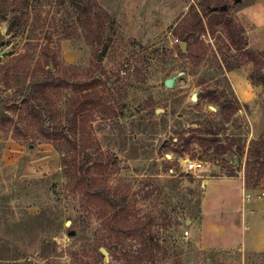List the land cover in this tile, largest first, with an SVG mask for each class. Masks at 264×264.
I'll return each mask as SVG.
<instances>
[{
	"label": "rangeland",
	"instance_id": "obj_1",
	"mask_svg": "<svg viewBox=\"0 0 264 264\" xmlns=\"http://www.w3.org/2000/svg\"><path fill=\"white\" fill-rule=\"evenodd\" d=\"M78 1L15 0L17 13L0 18V64L26 53L28 61L16 67L30 65L33 70L46 46L56 52L58 69L74 64L102 78L100 90L114 101L116 114L103 118L97 112L91 124L102 150L114 153L120 161V173L109 186L125 191L132 183L130 198L139 199L138 206L146 212L153 209V198L144 200V194L163 188L169 193V205L164 207L162 197L159 209L170 211L178 206L183 213V224L171 241L163 225L153 227L152 238L162 246L160 257L164 256L158 264H264V248L257 250L249 241L253 232L264 230V210H259L264 181L255 192L246 187L241 191L240 209L216 211L215 198L203 211L205 180H224L227 193H231L230 180L245 185L246 155H241L240 148L247 151L252 140L264 135V86L255 84L259 81L255 65L230 72L224 68L222 73L214 57L216 39L202 34L194 41V57H180L174 28L202 0H97L114 17L117 36L110 55L94 53L81 38L63 36L77 25ZM230 1L228 16L245 29L249 49L261 54L264 76V0ZM12 21L18 31H10ZM127 53L134 54L130 62L123 56ZM169 79H173L172 87L166 85ZM9 84L12 88L0 80V96L15 124L23 109L15 112L10 101L17 85ZM208 93L220 97V103L231 100L238 106L231 122L224 120L221 105H205ZM194 94L197 102L192 100ZM61 98L66 99L65 93ZM201 127L214 133L207 136L214 141L211 148L192 145L185 153L205 162L202 171L187 173L185 155L180 156L183 148L173 138L182 133L199 136L195 130ZM22 134H16L20 139L0 141V264H27V260L46 264V257L49 264H101L93 253L95 223L67 225L77 203L63 193L66 178L61 153L53 142L32 144L31 131ZM184 201H188L186 207H182ZM245 201L251 211L246 215ZM217 224L223 228L214 227ZM220 231L228 236L221 238ZM236 235L239 244L231 241ZM102 264L126 261L118 252Z\"/></svg>",
	"mask_w": 264,
	"mask_h": 264
},
{
	"label": "trees",
	"instance_id": "obj_2",
	"mask_svg": "<svg viewBox=\"0 0 264 264\" xmlns=\"http://www.w3.org/2000/svg\"><path fill=\"white\" fill-rule=\"evenodd\" d=\"M14 2L15 0H0V18L4 16L6 19L10 13H17ZM224 5L227 9L223 11L221 8ZM75 7L79 14L77 25L73 30H65L64 39L81 38L85 46L94 53L110 55L117 36L114 17L97 0H80L75 3ZM230 9V0H202L192 6L174 28L179 41L178 54L183 59L194 57L196 36L209 35L216 39L214 57L222 73L224 68L230 72L252 63L257 69L255 77L259 79V84H255L264 86L261 54L249 49L245 29L228 16ZM19 21L20 18L18 23ZM13 27L14 21L11 22L10 31L20 29L18 25L14 29ZM182 42L187 43L186 52L180 47ZM29 52L30 49L27 53ZM123 56L130 62L134 54L129 56L127 53ZM27 58L24 53L0 64V80H4L10 88V82L17 85L10 101L15 112L23 109L18 113V121L13 124V116L6 111L7 102L0 96V126L5 128L0 130V141L9 137L20 139L16 136L17 133L25 135V132L31 131L35 136L32 144L40 141L54 143L57 151L61 153L65 168L63 193L77 203L70 221L73 227L80 224L91 226L95 223L96 240L93 253L98 263L102 264L105 258L100 250L102 247L111 256H118V252H121L126 264L160 263L164 256L160 257L162 246L152 238L153 227L156 224L163 225V230L171 241L179 230L178 227L183 224V213L178 206L170 211L163 209L169 205V193L163 188L155 193L144 194V200L153 198V209L146 212V209L138 206L139 199L130 198L132 183L126 185L125 191L119 189V186H109V182L120 173V161L114 153H105L102 150L91 124L97 112L103 118H111L116 114L114 101L106 98V94L100 90L104 83L102 78L80 71L74 64H65L58 69L56 52L46 46L41 48L40 57L33 70L30 65L16 67L28 61ZM97 66L101 68L102 64L98 63ZM250 81L254 84L253 75ZM64 93L66 99L61 98ZM204 103L221 105V114L226 122H231L239 109L231 100L220 103V97L214 98L213 93H208ZM195 132L199 136L186 137L187 133H182L173 138L176 140L175 144L183 148L180 156H189L185 153L190 151L192 145L205 149L212 147L214 140L207 136L214 134L213 132L202 127ZM240 153L242 156L246 155L245 187L256 190L264 181V135L252 140L247 151L245 147H241ZM195 157L196 154H193L192 158ZM133 196L136 197L135 194ZM162 197H165L166 202H163ZM183 197L184 194L180 197L181 201ZM160 201L164 203V207L159 209ZM184 203L182 207H186L188 201ZM155 212L157 216L154 215ZM179 217H182L181 220ZM184 221L186 222L185 219ZM166 247L167 251L172 248L168 250V246ZM46 260V264H49L47 257ZM27 264L38 263L27 260Z\"/></svg>",
	"mask_w": 264,
	"mask_h": 264
},
{
	"label": "crops",
	"instance_id": "obj_3",
	"mask_svg": "<svg viewBox=\"0 0 264 264\" xmlns=\"http://www.w3.org/2000/svg\"><path fill=\"white\" fill-rule=\"evenodd\" d=\"M230 181H232L231 182L232 184H230V187L229 186L228 187H229L231 193H227V192H225L226 190H224L225 186H226L224 184L225 183L224 180H220V179L219 180H205V182L207 183V186H206L207 190L205 193L206 197L203 200V211H204V208H206V205H208L210 203V201L212 199H215V198H217L216 203H218V207L215 209L216 211H222L223 209H224V211H230V210L240 209L242 207V203H241L240 198L242 195L241 191L245 190L244 189L245 188L244 182L241 181V183L236 184L235 181H233V180H230ZM208 187H210L209 191H208ZM249 191L255 192L254 190H249ZM213 201H215V200H213ZM244 206H245L244 207L245 215L248 213H251V211L249 212L250 204L245 201ZM262 209L264 210V202L260 204L259 210H262ZM255 211H256V209H255ZM258 212L259 211H257L256 213H258ZM258 220L259 219L256 218L254 223L255 224L257 223V225L259 226ZM219 226L217 224V226H214V227H219V229L223 228V225L219 224ZM224 228L228 229L225 225H224ZM220 233H221V236H220L221 238L225 239V236H228V232H223V233H225L224 234L225 236L222 235V231H220ZM252 235H253V239H249L250 245H252L253 248L255 247V249H257V250L263 249L264 248V230H262V229L257 230L255 232H253ZM231 241H234V244L235 243L239 244L240 239H239L238 235H236V237L234 236V239Z\"/></svg>",
	"mask_w": 264,
	"mask_h": 264
},
{
	"label": "built area",
	"instance_id": "obj_4",
	"mask_svg": "<svg viewBox=\"0 0 264 264\" xmlns=\"http://www.w3.org/2000/svg\"><path fill=\"white\" fill-rule=\"evenodd\" d=\"M176 42L179 43L178 39H176ZM183 162H184V171L187 173H197L202 171L205 167V162L198 158L191 159L189 158V156H186ZM263 197H264V193H263Z\"/></svg>",
	"mask_w": 264,
	"mask_h": 264
},
{
	"label": "water",
	"instance_id": "obj_5",
	"mask_svg": "<svg viewBox=\"0 0 264 264\" xmlns=\"http://www.w3.org/2000/svg\"><path fill=\"white\" fill-rule=\"evenodd\" d=\"M227 9V6H222V8H221V10H226ZM215 10H216V8H215ZM180 47H181V49H182V51L183 52H186L187 51V43H185V42H182L181 44H180ZM101 57V56H100ZM102 58V57H101ZM101 58H99V60H101ZM166 85L168 86V87H172V85H173V79H169V80H167L166 81ZM192 100L194 101V102H197V96H196V94H194L193 96H192ZM213 108V110L214 111H216V108L215 107H212ZM71 224V221H68L67 222V225H70ZM101 252H102V254L105 256V258L106 259H108L109 258V252L107 251V249H105L104 247H102L101 249Z\"/></svg>",
	"mask_w": 264,
	"mask_h": 264
}]
</instances>
